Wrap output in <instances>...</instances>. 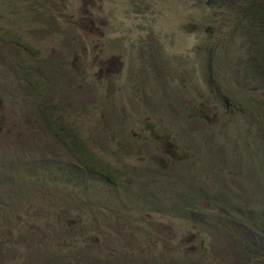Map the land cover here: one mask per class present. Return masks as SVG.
Here are the masks:
<instances>
[{"label": "rangeland", "instance_id": "rangeland-1", "mask_svg": "<svg viewBox=\"0 0 264 264\" xmlns=\"http://www.w3.org/2000/svg\"><path fill=\"white\" fill-rule=\"evenodd\" d=\"M240 16L218 0H0V179L33 208L0 221V264L35 245L55 264L205 263L199 212L224 194L238 225L228 245L227 225L208 235L215 264H264V54ZM131 221L166 240L152 251L141 232L139 250Z\"/></svg>", "mask_w": 264, "mask_h": 264}, {"label": "trees", "instance_id": "trees-1", "mask_svg": "<svg viewBox=\"0 0 264 264\" xmlns=\"http://www.w3.org/2000/svg\"><path fill=\"white\" fill-rule=\"evenodd\" d=\"M220 3H224L226 5H228V7H230L233 10H236L239 14H241L242 16L241 19L246 20L248 24H246L244 26V28H246L249 32V34H253V36L257 37L258 39V44L254 47L255 49H260V52L264 54V47L262 45L261 40H263L264 38V0H218ZM259 1H261L263 4H260ZM245 31V29H244ZM250 38V37H247ZM254 43V42H253ZM254 49V50H255ZM256 52V51H255ZM261 67V66H260ZM222 98H224L225 103L224 106L227 107L228 106V101H229V97L228 94H224L222 95ZM244 100V98H243ZM225 109V108H224ZM204 112H206V110H200L199 111V116L205 117L206 114H204ZM244 112V111H243ZM217 133V132H216ZM264 138V136H262ZM74 148H78L79 152H80V156L81 155V149L83 148L82 144L80 142H75L73 144ZM86 160L88 162H90L87 158ZM39 162H44L47 164H53L55 162V160H52L48 157L42 156L40 159H38ZM91 163V162H90ZM34 178V181H36V183H43V178L41 179H35V177L33 175H30ZM46 179V178H45ZM31 184H34V183ZM27 183V182H26ZM30 184V183H29ZM55 186V185H54ZM54 186H49V188H52ZM22 195H28L27 192L24 190V188L20 191H14L12 190V188L10 189L9 186H6L5 184H3L2 180L0 179V221L1 220H10L14 221L16 219H19L21 222H23L24 218L29 216L32 212H33V208H31V205H25L23 202L19 203V200L21 199ZM226 194L224 195H217L215 196L214 200H217L215 202L217 207L214 208H210L209 210L204 209L202 210L201 213L202 215H204V219L207 223V228H204L207 236L204 237L203 242L205 245V250H207V252L210 253V255L208 254V260L205 263H198V264H215L217 263V259L218 257L216 256V252L219 251H223L220 249H215V245L214 244H219V240H220V236L217 234V236L213 239L212 241V237H214L216 232H220L222 231L223 225H227L229 230H230V238L228 239V241H224L222 244H226L228 245V243L230 242L232 235H233V231L232 229L234 228V223H236L238 225V222L235 219H231V214L234 212V208H236V210H238V205H233V206H228V207H222V203L221 201L226 200ZM227 201V200H226ZM233 200H231L230 202H232ZM227 206V205H225ZM248 214L245 216V221L244 222H248L249 220H254L255 215L250 213V211L248 209H245ZM38 211V216L42 218L40 223H44L45 220H48L50 223L55 222L56 219H52V217L50 215H47L45 212H41V210H37ZM218 211V212H215ZM196 213V211H190V217L193 219V215ZM198 216V214H197ZM51 219V220H50ZM131 239L132 241H134V239L138 244L139 250H141L143 247L141 246V242L142 239L141 237L139 238L140 233H144L145 235L148 236L149 238V234L151 236V245L152 247L150 248V250H154L155 248H157L158 246L161 247V239L166 240V237H161L159 236V230L153 234L151 233L150 230V224L147 225L149 226L148 232L144 231L143 224H138V225H134L135 221H131ZM35 225H31L30 228H34ZM246 228H248L249 226H246ZM118 233H120L122 236H127L129 235L128 231L123 230V226H120L119 228H117ZM223 230H225V228H223ZM229 230L227 232H229ZM42 234L47 235V232L42 231ZM256 233V232H254ZM208 235L212 236L211 238L208 237ZM48 236V235H47ZM226 236V235H225ZM255 236V235H254ZM121 240H125L127 237H121L119 236ZM218 237V238H217ZM254 238V237H253ZM22 239H26L23 234L20 236V238L12 245V249H14L15 251H17L14 247L15 244L20 243L22 241ZM150 239V238H149ZM160 239V240H159ZM149 240H147L148 242ZM202 241V239H201ZM93 242L96 243L95 240H93ZM184 240L180 241V244L178 246H184ZM207 242H209L210 244H208ZM9 241H0V256L3 255L4 249L6 245H8ZM214 243V244H212ZM14 245V246H13ZM41 245V244H39ZM37 245H35L36 247ZM44 248H46V246L42 245ZM203 246V245H202ZM34 246H32L31 248H29L26 252L22 253V256H18V255H14L11 257V260L17 264H19V261H21V264H55L54 262H52L53 256H46V255H39V256H34ZM209 248V249H208ZM112 249H114L112 247ZM9 251V250H8ZM176 257V256H175ZM71 262L69 263H64V261H62L60 264H95V259L96 257L91 254L90 252H83L81 253L79 256L75 257L74 259L72 258H68ZM180 259V258H179ZM2 261V257L0 258V262ZM118 264H121L123 262L122 258L116 260ZM125 261V259H124ZM126 264V263H125Z\"/></svg>", "mask_w": 264, "mask_h": 264}]
</instances>
